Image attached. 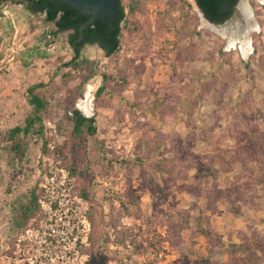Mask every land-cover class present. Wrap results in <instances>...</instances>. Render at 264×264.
I'll return each mask as SVG.
<instances>
[{
  "label": "rangeland",
  "instance_id": "374dc122",
  "mask_svg": "<svg viewBox=\"0 0 264 264\" xmlns=\"http://www.w3.org/2000/svg\"><path fill=\"white\" fill-rule=\"evenodd\" d=\"M18 1L0 5V264H264V5L249 0L244 56L201 26L194 0L134 15L124 0L119 51L86 45L72 69V32ZM40 83L42 135L36 122L10 140ZM74 109L95 118L93 136L74 134Z\"/></svg>",
  "mask_w": 264,
  "mask_h": 264
},
{
  "label": "trees",
  "instance_id": "16d2710c",
  "mask_svg": "<svg viewBox=\"0 0 264 264\" xmlns=\"http://www.w3.org/2000/svg\"><path fill=\"white\" fill-rule=\"evenodd\" d=\"M8 0H0V5ZM146 0H129V14L134 15L138 11L143 10V6ZM198 8L203 12L206 19L214 24H221L228 20L234 11V6L238 0H194ZM117 7L115 16L110 18H98L92 24L88 25L86 28L80 31L83 24L86 23L89 16L82 15L78 10L66 6L61 2V0H19L17 3L24 6V8L32 14H43L44 20L48 23H53L57 29L56 33L71 30L72 33L69 36L68 42L71 46L74 57L71 61L65 64L66 67H71L72 69L79 68L82 64H88L86 59L80 58L81 49L90 44L97 45L106 57H110L117 53L120 49V37L123 30L121 23L127 22L124 13V0H117ZM254 4V2H252ZM264 8V6H262ZM54 33V34H56ZM86 66V65H85ZM90 74L92 75V70L90 69ZM88 75V76H89ZM45 84L40 83L33 85L27 89L28 104L33 109V114L25 120L24 126H16L9 130L7 136L10 140H14L19 134L28 135L32 130L34 124L39 123V129L37 132L42 135L43 125L41 118L38 115L40 111L44 110L47 106V101L44 97L46 92ZM49 90L55 89V87L49 86ZM104 90V86L98 89V94ZM197 97L194 99L187 100L186 105L191 109L190 114L193 112L194 106L198 103ZM247 106H251L254 103L253 97L249 96L246 99ZM258 104L256 108H258ZM259 109V108H258ZM73 132L76 136H81L86 134L87 136H93L96 132L95 118L86 117L79 110L74 109L71 112V118ZM16 151L20 150V144L14 146ZM165 150L160 153L163 154ZM166 164L158 163L156 166V172L158 176L171 177V172L168 171L165 166ZM32 204L37 202L35 194H32ZM32 212V208H24V216L27 213ZM197 225L202 224L200 219H194ZM199 223V224H198ZM197 234H201L202 230L195 228ZM199 231V232H198ZM209 233V232H204ZM210 234V233H209ZM168 241H170V236L172 237L171 230L169 229L167 233ZM174 237V236H173ZM172 241V240H171ZM178 242L175 241V245ZM232 248H244V245H231ZM99 259V258H98ZM96 261V264H106L105 259H101L100 262L92 258L87 262V264H92ZM243 261L252 262L251 258L245 259ZM253 263V262H252Z\"/></svg>",
  "mask_w": 264,
  "mask_h": 264
},
{
  "label": "bare ground",
  "instance_id": "6f19581e",
  "mask_svg": "<svg viewBox=\"0 0 264 264\" xmlns=\"http://www.w3.org/2000/svg\"><path fill=\"white\" fill-rule=\"evenodd\" d=\"M260 5H264V0H254ZM232 22V21H231ZM201 26L218 34L226 40L227 48H237L240 52L247 56L251 52L250 34L256 30L257 23L254 19V14L249 0H240L235 12V19L228 26L216 27L208 24L201 18ZM92 88L89 87L85 95L86 101L91 98ZM81 111L84 114L90 112V106L86 102L80 103Z\"/></svg>",
  "mask_w": 264,
  "mask_h": 264
},
{
  "label": "water",
  "instance_id": "95a60500",
  "mask_svg": "<svg viewBox=\"0 0 264 264\" xmlns=\"http://www.w3.org/2000/svg\"><path fill=\"white\" fill-rule=\"evenodd\" d=\"M116 1L117 0H61V2L66 6L78 10L82 15L89 16L86 23L81 26L80 31H82V29L86 28L88 25L92 24L98 18L112 19L115 16V12H116V7H117ZM239 2L240 0H238L236 5L234 6V10H236ZM197 9L201 14L202 18L208 24L213 26L216 25L205 18L203 12L198 8V6ZM68 32H72V31L68 30Z\"/></svg>",
  "mask_w": 264,
  "mask_h": 264
},
{
  "label": "flooded vegetation",
  "instance_id": "af4514ba",
  "mask_svg": "<svg viewBox=\"0 0 264 264\" xmlns=\"http://www.w3.org/2000/svg\"><path fill=\"white\" fill-rule=\"evenodd\" d=\"M90 45H95V44H90ZM95 46H97V45H95ZM98 47V46H97ZM99 48V47H98ZM103 51V50H102Z\"/></svg>",
  "mask_w": 264,
  "mask_h": 264
}]
</instances>
